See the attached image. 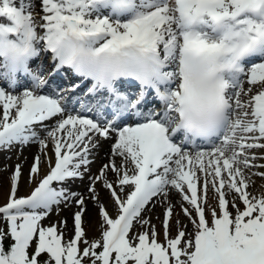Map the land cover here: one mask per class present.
Instances as JSON below:
<instances>
[{"label":"snow or ice","instance_id":"6c2138e0","mask_svg":"<svg viewBox=\"0 0 264 264\" xmlns=\"http://www.w3.org/2000/svg\"><path fill=\"white\" fill-rule=\"evenodd\" d=\"M32 144L0 264H264V0H0V152Z\"/></svg>","mask_w":264,"mask_h":264},{"label":"rangeland","instance_id":"374dc122","mask_svg":"<svg viewBox=\"0 0 264 264\" xmlns=\"http://www.w3.org/2000/svg\"><path fill=\"white\" fill-rule=\"evenodd\" d=\"M9 156L11 157L10 159L8 158ZM32 159H33V157L29 161V166L32 163ZM21 161H22L21 160V155H19V158H18V152L15 149L12 152H10V153L0 152V167H3L4 165H8L9 166L7 171L0 173V178H2L3 181H4V189H3V191H0V204H3L5 202V193L7 191V179H8L9 173L12 171V166H14L17 163H21ZM92 170H93V172H95L97 170V166H96L95 163L92 165ZM25 172L26 173H24V179L21 182L20 191L18 193V195H21V196L26 195L30 191V189L28 187V184H27L28 168L25 170ZM260 183H261V181H259V180L256 181L257 185H259ZM80 186L81 185H79V183H78L77 185H74L73 187L74 188H77V187L79 188ZM249 191L253 192V194H256V195L262 194V192L258 191L256 188H250ZM102 195H103V198L105 200L108 199L107 193H103ZM211 195L212 194L209 193L210 197H211ZM176 198L177 197H174V200ZM210 202H212V201L210 200ZM92 210L93 211H92L91 217L88 218V219H85V225H84V227L87 230V235H88L89 239H92V238H95V237L99 236V232L96 230L95 209L93 208ZM176 211L179 212V207H177ZM151 215L153 217L152 223L156 226L157 230L162 231L161 220L163 219V209L160 208L159 206H157L153 210ZM157 216L160 217V220L156 219ZM52 220H55V219H52ZM45 223L46 224L50 223V221H46ZM71 229H72V226L69 228L68 233H66V238L71 237V235H72ZM81 247H83V245H81Z\"/></svg>","mask_w":264,"mask_h":264},{"label":"bare ground","instance_id":"6f19581e","mask_svg":"<svg viewBox=\"0 0 264 264\" xmlns=\"http://www.w3.org/2000/svg\"><path fill=\"white\" fill-rule=\"evenodd\" d=\"M110 142H102V145L98 151V155L96 156V166L99 168L101 163L106 162L107 159V153L109 151ZM38 151V145L32 144L26 148L23 149V154L21 155V163H23V169L24 173L25 170L29 167V161L30 159L36 154ZM25 157H27V160L25 161ZM80 190H83V186L79 187ZM93 205L91 202L88 204V213L85 216V219H88L91 217ZM59 218H67L68 219V228L66 229V233H68L69 228L72 226V219H71V212L69 210H65L63 213H61V217H57L55 214H53L52 219H59Z\"/></svg>","mask_w":264,"mask_h":264}]
</instances>
